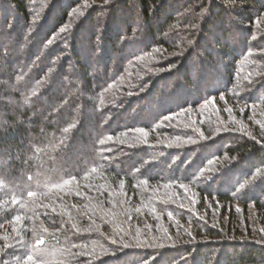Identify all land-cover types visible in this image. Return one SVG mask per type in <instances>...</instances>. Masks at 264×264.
Instances as JSON below:
<instances>
[{"label":"trees","instance_id":"trees-1","mask_svg":"<svg viewBox=\"0 0 264 264\" xmlns=\"http://www.w3.org/2000/svg\"><path fill=\"white\" fill-rule=\"evenodd\" d=\"M27 1L0 0V264H264V235L252 232L254 223L247 217L252 205L264 226L261 123L249 121L248 135L213 138L219 126L204 132L195 123L208 138L183 167L185 155L164 141L168 132L160 125L165 116L224 89L218 83L225 82L224 90L238 89L235 79L244 63L252 67L243 74L261 81L260 87L243 84L247 89L236 97L247 107L264 109V76L256 53L262 46L254 41V33L264 38V29H255L264 0H193L206 3V23L217 31L215 47L200 49L194 64L186 58L188 46L171 49L164 38L177 25L183 28L180 23H193L184 15L191 1L92 0L105 9L97 10L101 17L92 10L79 21L69 49L53 42L45 56L39 50L65 24L75 1L49 0L48 17L52 8L57 13L50 24L45 20L35 28L27 23ZM116 1L123 2L124 12L129 2L138 8L140 32L132 30L138 25L130 10L122 16L108 7ZM225 23H237L238 32L229 35L233 27ZM26 27L32 31L21 48ZM203 31L211 33L206 25ZM139 44L144 51L161 48L169 61L155 66L158 72L148 73V63L141 66L137 72L148 86L141 95L119 99L107 90L114 82L110 63L115 61L121 74L133 67L130 60ZM58 47L68 53L64 63L51 67ZM165 78L179 90L170 99ZM113 138L140 143L120 155ZM147 155L152 158L141 160ZM215 158L222 160L208 177L204 167ZM257 171H262L258 180L238 192ZM238 205L245 220L237 215ZM37 238L41 242L35 245Z\"/></svg>","mask_w":264,"mask_h":264},{"label":"rangeland","instance_id":"rangeland-1","mask_svg":"<svg viewBox=\"0 0 264 264\" xmlns=\"http://www.w3.org/2000/svg\"><path fill=\"white\" fill-rule=\"evenodd\" d=\"M48 1L49 0H28L27 1L28 3L25 6H27L26 8L28 9V11L30 13L28 15L29 20L27 23H33V26L35 28V27L39 26L40 24L45 25L46 24V23H44L45 20H47L48 24H50V22H52V14L57 13L56 12L57 8L56 9L52 8V10L50 12V17H48L47 12L49 10H47L48 6H46V3ZM74 1H75L74 2L75 5L67 12L66 18H64L63 21L61 22V23H65V24H61V25L57 26V29L52 34L53 38H51V41H48L45 44V46L41 50H39V52H40L39 54H41V55L46 54L45 53L46 49L53 42L58 43L59 44L58 46H60L61 48L62 47H68V49H69L70 48L69 46L71 45L70 39L74 35V31H76L77 26L80 23L79 21L80 20L83 21L85 19V17L87 18L88 13H91L92 10H95L96 16L101 17L100 15H98V11H97V10H99V11L103 10L101 8V5L99 6L100 3L93 2L92 0H79V1L74 0ZM119 1H125V0H119ZM119 1L118 2L116 1L115 3H112V4L109 3L108 7L110 5H112L111 7L113 9L115 8V11L119 15H122V16L125 15V12L127 13L128 10H130V12L133 13L135 21H137V25L138 26L141 25L142 24L141 23V17L139 16L138 8H136V7L134 8L133 3L129 2V5L127 6L126 11L124 12V10H123L124 7L122 5L123 2L119 3ZM189 1L192 2L193 0H185L184 3H188ZM207 2H209V1L207 0ZM172 3H174V1H171L170 3H168V5H171ZM181 3H183V1ZM191 5H190V7H191L190 10L186 11L184 15L188 16L190 18V22H193V23H180V25L184 26L183 28H181L177 25L176 27H174V30L167 32L168 34H165L164 38L166 39V44H168V46H170L171 49H180V48L184 49V48H186V46H188L189 49L186 53V55H187L186 58L190 56V59H192L193 64H194V63L198 62V59H200V58H198L199 57L198 55H200L199 54L200 49L209 48V47L211 49H213L215 47L213 38H214V35L216 34L217 31H215L214 30L215 28L212 26L214 24L206 23L209 20V18H206L208 15V11H209V8H207L206 3L203 4V2L198 3L197 1H194L191 3ZM106 10H108V9H106ZM110 11H111V9H110ZM262 16L264 18V13H262ZM103 17L106 19L107 15L106 16L103 15ZM263 18H260L258 21H256V25H255L256 30H259V29L263 30L264 29V26L262 25V23H263L262 19ZM48 20H50V22ZM37 21H43V22L37 23ZM10 23H11V19L8 22L6 28L11 27ZM215 24L218 25L219 23H215ZM225 24H226V26L230 25L234 28V29L233 28L230 29L231 31H230L229 35L232 36L238 32V30L235 29V28H237V23H225ZM204 25L207 26V29H209L211 33H206L205 31H203ZM138 26L135 25V28L132 29L134 33L136 31L140 32V26L139 27ZM96 27L97 26H94V30H96ZM29 28L30 27H26L25 31L23 32L24 36L26 38H25V40L23 39L21 48H24L26 46L27 33L29 34L32 31ZM100 31H101V29L99 30V33H100ZM101 33H103V31ZM254 37H255L254 41L256 43H260V45L262 46V49L256 51V53H258V57H259V58H257L258 59L257 64L261 68L259 73L262 72V74H260V76H264V60H263L264 59V38H261L260 35H257V33H254ZM7 43H8V41L6 42V45H7ZM179 43L181 46L179 48H177L176 45ZM138 46H139V51L137 50V48L134 49V50H136L135 54L133 55V57L130 60L131 63H134L133 67H130L125 72L123 70L122 74H121L122 70L115 71V69H114V62L115 61H113V62L111 61V63H110V69L108 71V75H109V77H111L112 81H114V82L111 84H107L108 85L107 90L110 91V93L113 92L115 94V96L116 95L120 96L119 99H121V97L123 98V96L134 97V96L138 95V93L141 95V93H142L141 90L144 87L148 86L145 83V79H141L142 77H140L139 72H137L141 66H144L145 63H148L151 67L146 69V71L149 73V72H154L157 70L155 68V66L161 65L165 62L168 63V61H169L168 56L164 55L165 53L162 51L161 48H157L154 46V47H151L149 50L144 51L145 50V49H143L144 46H142L141 44H139ZM250 50L252 51L253 48ZM66 51L62 52V50L59 49V47L55 49L53 54L55 55V58L57 57V59H56L55 63L49 62L51 67L54 65L58 66V65L64 63L63 59H64L65 55L68 53ZM180 53H181V50H180ZM253 53H254V51H253ZM170 54L177 55V53L173 52V51L170 52ZM247 55H249V54H247ZM69 62H70V60H69ZM2 63L6 64L5 61H3ZM19 63L23 64V61L20 60ZM39 63H41L40 60L35 62V64H39ZM251 67H252L251 63H244V64H241V67H239V70L241 69V71H242V69H243V71H242V74L240 76L237 75V77L235 79V82L239 86L238 89L237 88H232V89L229 88V90L228 89L224 90L225 88H228L227 85L225 84V82H223L221 85H219L220 83H218L217 85L221 88H224L222 90L226 91L227 93L226 92L221 93V91H222L221 90L217 94H209L208 97L204 98V100L200 101V103H197L195 105L183 108V110L176 111V112L169 114V115L164 117L162 123L160 124L161 127L168 132L167 133L168 135H166V139H164V141L169 143V145H173L172 148H176L174 150H177L178 154L180 156L185 155V156H183V157H185L184 158L185 160L182 162L181 167L185 166L186 163L189 164V162H188L189 158L188 157L191 156L194 158L196 156V154L200 151V150H198V147H197L201 143L200 141L201 140L204 141L205 139L208 138V137H204L205 134H202L200 130L196 131V129H198V126L195 127V123H197V125H198V123H200V125H201L200 129H202L204 132H212L213 130H215L216 126H219L220 130H218V131L215 130L214 135L211 136L210 138H213L214 136L232 137L233 135H239V134L248 135L249 131L247 130V127H248L247 123L249 121H252L253 123L254 122L261 123V125L258 126V129H259L258 131L264 135V109L258 108V107L252 108L251 106L247 107L245 104H243V100H241L240 97H238L239 100L236 97V96H240V95L242 96V94L244 93L243 91H245V89H247V86L243 85V84L249 83L252 87H258V86L260 87L259 84L261 81L254 82L253 78L251 79V76L247 78V76L243 74L244 72L247 71V69H250ZM68 69H70V67H68ZM98 69L100 70L101 68L99 67V68H97V70ZM95 71H93V72H95ZM1 72L2 71H0V73ZM156 72H158V70ZM159 72H160V70H159ZM215 72H213L211 75H216V74L218 75L219 74V72H216V73ZM145 75H143V77ZM256 75H257V73H256ZM165 79H164V81L166 82V84H168L167 83L168 80L167 79L165 80ZM249 79H251V80H249ZM65 81H67V80H65ZM170 81H172V80H170ZM148 84H149V82H148ZM215 84L216 83H214V86H215ZM168 85L169 86L171 85V87H170V90L168 92L169 95L167 94L166 98L169 97L171 95V93L173 95L174 93H176V91L177 92L179 91L177 89V86H175L174 84H168ZM208 91H209V89H208ZM251 91H252V89H251ZM205 92H207V90H205ZM234 93H236V94H234ZM204 94L205 93H203L202 95H204ZM86 98H87V95H86ZM119 99H118V101H120ZM169 99H170V97H169ZM118 101L114 100L113 102H111L108 105V107H110V108H107L108 109V111L106 112L107 116H109V114L113 110V108L111 106L114 103H117ZM124 102H121L120 104H122ZM121 106L122 105H120L118 107H121ZM236 106H239L241 108L237 110ZM134 107L135 106H132L131 109H133ZM248 112L250 113V115H248ZM133 113H134V110H133ZM86 114H90V111L87 110ZM246 115H248L249 117L246 118ZM134 120L135 121H143L140 118H136ZM138 133L148 135L146 132H142V131L141 132L138 131ZM199 134H202V135H199ZM195 135L198 137L195 138ZM112 143L115 144L113 146L115 153L123 155L126 153L125 150H127V148L129 146L134 147L135 145H137L140 142H138V143L132 142L129 144H125L126 140L122 142L121 138H119V139L113 138ZM152 156H153V154H152ZM152 156L151 155L143 156V158H141V160H143L144 162L148 161L150 158H152ZM180 156H178V157H180ZM221 160H222V158H220V159L215 158L213 160H210V162L208 164H206L207 166L204 167V170H203L204 175L209 177L213 172H215L217 167L220 165L217 163H219ZM191 165H198V163H195L193 161L191 163ZM260 173H262V171L261 172L260 171L254 172L253 174H256V176H254V178H249L245 181H242L241 186L237 187L238 192L239 191L240 192L245 191L247 189V187L254 184L258 180L257 175ZM215 188L216 187H212V189H215ZM216 190H219V189L216 188ZM185 207L188 208V205H185ZM248 208L249 209L247 211L249 212V214L247 217H249L250 223H254V226L251 227L252 232L260 231V234L264 235V226L261 224L260 219L255 217V214L257 212L253 210L252 205H248ZM237 215L239 216L240 219H243V220L246 219V215L244 213V210L240 205L237 206ZM40 242H41V240H39V238H37V240L34 242V244L37 245V244H40ZM22 263L23 264H30V261L25 260ZM35 264H37V263H35Z\"/></svg>","mask_w":264,"mask_h":264}]
</instances>
